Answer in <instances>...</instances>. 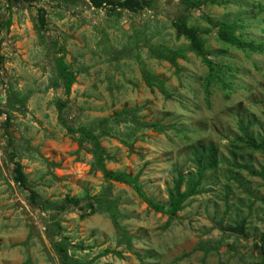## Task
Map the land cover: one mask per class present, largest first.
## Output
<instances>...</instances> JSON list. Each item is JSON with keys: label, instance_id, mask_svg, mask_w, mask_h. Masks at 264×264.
I'll return each mask as SVG.
<instances>
[{"label": "rangeland", "instance_id": "rangeland-1", "mask_svg": "<svg viewBox=\"0 0 264 264\" xmlns=\"http://www.w3.org/2000/svg\"><path fill=\"white\" fill-rule=\"evenodd\" d=\"M9 7L0 0V23L11 18L0 30V264H62L54 249L60 241L77 264L259 262L254 244L264 234V152L235 139L241 121L264 146V49L224 47L212 25L234 22L246 40L264 45V0H217L187 16L203 32L222 83L208 82L207 66L177 37L179 0L115 14L88 0ZM162 47L183 57L175 64L160 59L155 50ZM62 66L75 77L68 96ZM82 128L97 135L105 168L138 176L164 211L149 207L131 186L104 179L93 144H79ZM208 144L218 149V169L171 217L167 190L179 175L185 181L195 172L192 147ZM15 163L42 207L13 181ZM103 191L116 223L103 209L81 219L73 206H49L73 197L85 208Z\"/></svg>", "mask_w": 264, "mask_h": 264}, {"label": "trees", "instance_id": "trees-1", "mask_svg": "<svg viewBox=\"0 0 264 264\" xmlns=\"http://www.w3.org/2000/svg\"><path fill=\"white\" fill-rule=\"evenodd\" d=\"M8 6V11L11 10V7H9L12 4H18L21 3L24 0H5ZM154 0H88V2L91 4L93 8L101 9L103 7H108V13L109 14H115L116 11H126V12H132V13H138L141 11L145 6L149 5ZM183 13L178 16L174 22L172 23L173 28L175 29V33L177 34V37H183L187 42V48L186 51L192 52L194 55L201 58L203 63L208 68V74L207 79L208 82L218 81L222 83V75L220 72L219 66L214 64V62L211 60V54L208 52V50L205 48V40L202 37L203 32L201 30L192 25L188 24L187 20L190 12L194 10H198L202 6H205L207 4L214 5L217 3V0H179ZM184 14H187L186 16ZM11 24V18L10 16L7 18L6 21L0 23V30L3 28L7 29L9 28ZM39 27L42 29L43 27V17L41 16V19L39 20ZM213 28L216 29V40L220 42L224 47L228 48H234L239 51H250V52H258L262 53L264 49L263 44H256L251 40H246L240 32H237L240 30V26L234 22H220L215 23L212 25ZM35 30L38 34L41 33V29L38 28V25L35 24L34 26ZM202 33V34H201ZM154 50V49H153ZM158 55L157 57L160 59H165L166 61L175 64V61L178 57H183V51L180 53V51H172L168 50L165 47H162L160 49L155 50ZM185 52V51H184ZM2 62V57L0 55V64ZM63 70L60 73V76L63 80V86H64V92L66 96L70 94L71 86L75 81V77L71 72H68L65 67H63ZM157 78L151 76V80L149 83H156ZM157 84V83H156ZM224 84V83H223ZM160 91L165 92L162 83H160ZM206 93V100L209 97V92L205 88ZM3 112L0 110V115H2ZM8 124V120L6 121ZM145 127L153 128L158 131H163L165 129L164 126H162L159 123H149L144 124ZM238 130L240 131V136L236 137V141L240 143H245L247 146L251 147L254 150L264 152V146L263 144H257L254 139L249 137L248 135V125H244L241 123V121L238 123ZM80 133V139L79 144H83L85 141L93 144V147L95 148L94 156L97 158V161L95 162L94 166L98 167L103 174V177L107 181L116 182V183H122L128 186H131L133 190L137 193V195L152 209L156 211H164V208L161 207V205L156 204L151 199H149L145 193L142 191L140 185L138 184V176H132L131 174H127L124 172H112L110 170H107L104 166V160L108 159V156L105 152V150L99 145L98 138L96 134H93L91 132H88L86 128H82L79 130ZM191 163L193 164L195 168V172H189L187 174V179L184 181V176L179 175L174 182L172 188L168 189V208L167 212L171 217H174L178 211L182 209L184 206V203L194 195L198 194L200 192V185L202 183V180L204 179V176L208 172H214L218 169L219 166V156H218V149L215 145L208 144L206 146H200V145H194L192 147V154H191ZM238 164H234L236 167ZM244 169L248 170L252 175L262 177L258 173H254L249 170L248 166H240ZM13 181L16 183V185L29 192L30 194V202L33 205H36L40 207L39 201L37 199L36 193L28 187V180L26 175L22 171V166L19 163L14 164L13 168ZM185 182V188L182 191L181 186ZM106 191H103L99 196H92L89 198L91 200L88 202L85 206V208L79 207L78 199L76 198H65L64 203L61 205H49L50 207H53L54 209H58L63 211L66 207L73 206L76 208L79 217L81 219L85 218L86 216L93 215L97 210L103 209L105 212H107L113 223H116L114 211L112 209L113 205L110 202H106ZM42 207V206H41ZM47 206H44L43 209H47ZM59 228V226L57 225ZM241 230V229H240ZM239 230V231H240ZM241 232V231H240ZM59 235V229L52 231L51 237H57ZM64 241H60L54 244V249L56 253L59 255L62 264H77L76 261L71 260L68 256L67 247L65 246ZM254 247H256L259 250L260 253V261L255 264H264V234H262L258 241L256 240V244H254Z\"/></svg>", "mask_w": 264, "mask_h": 264}]
</instances>
